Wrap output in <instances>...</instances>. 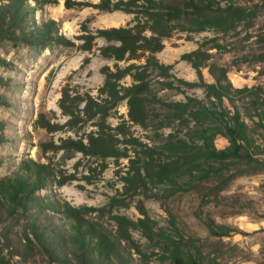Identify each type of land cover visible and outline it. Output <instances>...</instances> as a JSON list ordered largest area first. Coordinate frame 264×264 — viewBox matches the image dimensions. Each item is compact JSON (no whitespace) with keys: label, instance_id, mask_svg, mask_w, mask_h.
Returning <instances> with one entry per match:
<instances>
[{"label":"trees","instance_id":"obj_1","mask_svg":"<svg viewBox=\"0 0 264 264\" xmlns=\"http://www.w3.org/2000/svg\"><path fill=\"white\" fill-rule=\"evenodd\" d=\"M64 4L67 9L93 6L107 12L120 10L133 14V18L126 25L96 32L90 30L87 22L82 25L80 48L91 51L96 39L103 37L107 43L99 47L100 54L115 62L113 67L102 68L105 79L97 97L73 96L64 87L59 106L69 116L68 123L92 120L95 129L86 135V143L84 139L63 140L58 148L70 152L68 156L82 152L101 158H127L128 170L122 177L127 192L164 202L179 190L207 189L206 200L208 196L217 198L236 174L254 166L264 167V83L235 86L228 67L214 60L211 52L234 53L236 67L241 63L264 66V0H64ZM29 9L34 7L27 0H8L1 5L0 26L5 36L14 38L19 28L25 42H67L65 37L51 34L50 22L29 28ZM205 31L214 32L215 36L205 37L196 49L181 54V60L195 70L197 81L176 76L174 65L158 57L165 48L164 40L175 32H186L192 39V34ZM123 61L126 65L120 64ZM205 69L213 82L207 81ZM126 77L131 78L130 84L122 83ZM155 80L160 89L201 87L205 99L192 95H186L185 100L166 99L154 87ZM123 99H127L128 119L113 126L109 117ZM38 121L48 131L58 126L46 121L43 114ZM133 126L153 133L154 143L136 136L131 131ZM218 137L227 141L222 148L217 146ZM49 144L44 143V148H49ZM20 170L0 179V208L13 218L27 220L26 255L38 251L52 264H147L148 254L132 232L138 229L163 261L226 264L207 253L200 239L180 230L169 206V228L158 226L141 201L138 208L143 217L133 220L115 214L117 229L113 231L85 217L92 210L90 207H75L60 197L44 200L35 195L48 186L50 175L57 178L49 165L22 162ZM65 182L64 178L57 180L59 186ZM30 203L38 210L33 211ZM43 210L46 214L40 216ZM47 210L51 213L47 214ZM52 212L63 214L66 222L56 223ZM201 219L213 236H226L233 231L210 215H202ZM134 254L140 257L135 259ZM0 264L11 263L0 253Z\"/></svg>","mask_w":264,"mask_h":264},{"label":"rangeland","instance_id":"obj_2","mask_svg":"<svg viewBox=\"0 0 264 264\" xmlns=\"http://www.w3.org/2000/svg\"><path fill=\"white\" fill-rule=\"evenodd\" d=\"M84 1L98 3L100 0ZM6 2L8 0H0V7ZM27 2L34 7L26 15L28 27L33 29L50 22L51 34L55 37L63 36L67 42H25L21 39L19 28L14 38H10L11 35L5 36L6 32L0 26V179L20 172L22 162L49 165L57 178L50 175L48 186L35 192L44 200L49 196L60 197L72 206L90 207L92 210L85 217L99 221L113 231L117 229L113 219L115 214L127 215L133 220L143 217L138 208L141 201L158 226L169 228L171 217L166 210V206H169L180 230L200 239L207 253L218 256L226 264H264V167L254 166L248 172L236 174L217 198L208 196L206 200L204 195L209 193L207 189L204 192L179 190L178 194L164 202L158 198H146L142 194L131 196L127 192L122 178L128 170L127 158H101L82 152L68 156L70 152L58 148L63 140L84 139L86 143V135L95 129L92 120L87 123H68L69 116L59 106L64 87L73 96L90 94L97 97L105 79L102 68L105 65L113 67L115 62L100 54L99 47L107 43L103 37L96 39L91 51L80 48L83 42L79 38L82 25L87 22L90 30L96 32L100 28L126 25L133 14L120 10L107 12L93 6L67 9L64 0L51 3L43 0ZM261 19L264 20V16ZM189 35L186 32H175L172 37L166 38L165 48L158 53V57L162 62L174 65L176 76L197 81L195 70L188 62L181 60V54L196 49L198 42L207 36H215V33H194L192 39ZM211 52L214 53V60L228 67L229 77L235 86L264 83L262 64L241 63L236 67L233 65L234 53ZM126 63L123 61L120 64ZM204 75L208 82H213L207 69ZM131 82L130 77L122 81L123 84ZM154 87L162 97L170 100H185L186 95L205 99L201 87L160 89L157 80L154 81ZM41 114L46 121L58 125L55 130L48 131L40 126L38 120ZM124 119H128L127 99L119 103L117 110L109 117V122L116 126ZM131 131L144 142L154 143L153 133L139 126H133ZM47 142L50 143L46 146L49 148H44L43 144ZM216 143L222 148L227 141L218 137ZM63 178L66 182L59 186L57 180ZM33 205L35 211L37 207ZM50 211L47 210V214ZM52 213L56 223L66 222L63 214ZM45 214L43 210L40 216ZM202 215H210L217 223L228 225L233 231L221 237L211 235L201 219ZM26 221L18 216L13 218L3 207L0 208L1 256L11 264H18L17 257H21L25 264H52L47 256L38 251H30L26 255ZM132 232L148 254L147 264H171L153 252L157 250L140 230L133 229ZM134 257L138 259L140 256L134 254Z\"/></svg>","mask_w":264,"mask_h":264},{"label":"water","instance_id":"obj_3","mask_svg":"<svg viewBox=\"0 0 264 264\" xmlns=\"http://www.w3.org/2000/svg\"><path fill=\"white\" fill-rule=\"evenodd\" d=\"M16 260H17L18 264H25V262L22 260L21 257H17Z\"/></svg>","mask_w":264,"mask_h":264}]
</instances>
